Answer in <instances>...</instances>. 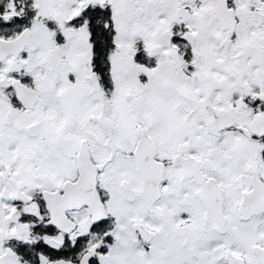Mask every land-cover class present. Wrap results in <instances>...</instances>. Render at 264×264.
<instances>
[{
	"label": "snow or ice",
	"instance_id": "obj_1",
	"mask_svg": "<svg viewBox=\"0 0 264 264\" xmlns=\"http://www.w3.org/2000/svg\"><path fill=\"white\" fill-rule=\"evenodd\" d=\"M0 264H264V0H0Z\"/></svg>",
	"mask_w": 264,
	"mask_h": 264
}]
</instances>
